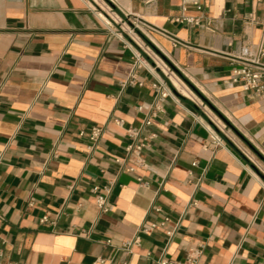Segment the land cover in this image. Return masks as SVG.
Returning <instances> with one entry per match:
<instances>
[{
	"label": "crops",
	"instance_id": "0c3cea01",
	"mask_svg": "<svg viewBox=\"0 0 264 264\" xmlns=\"http://www.w3.org/2000/svg\"><path fill=\"white\" fill-rule=\"evenodd\" d=\"M95 1L0 0V264H158L196 247L198 264H264V107L224 83L264 36V0H193L204 10L184 14L212 31L177 21L183 0H103L124 27ZM130 75L141 85L122 87ZM154 84L173 93L161 112ZM95 126L92 145L80 133ZM129 127L149 137L134 173ZM109 185L101 213L92 189ZM165 216L179 222L172 237L174 223L138 232Z\"/></svg>",
	"mask_w": 264,
	"mask_h": 264
},
{
	"label": "built area",
	"instance_id": "2783aa9c",
	"mask_svg": "<svg viewBox=\"0 0 264 264\" xmlns=\"http://www.w3.org/2000/svg\"><path fill=\"white\" fill-rule=\"evenodd\" d=\"M256 1L262 2L263 0H256ZM97 2L103 5L107 15L115 23L122 25V27L127 26V23H125L115 14L113 8L109 4H107L103 0H96L95 3ZM192 3L196 6V8L199 11L204 10L202 5L198 4L197 2H194L193 0H183L181 7L182 14L177 19V21L181 23L195 25L197 27L212 31L211 22L209 20L205 18H192L184 14L188 10V6ZM155 57L161 60L157 55H155ZM237 62L239 66L231 71L230 77L226 81H224L225 85H227L228 87H239L247 95L248 98L261 102L264 107V36L258 45H256L250 50H244ZM163 64H164V70L169 75L170 80L172 76L178 77L176 73L171 70L170 67H168L164 62ZM127 85L136 86V85H141V83H138L135 80L134 75H130L128 79L122 83V87H125ZM153 88L157 92V97L153 104V109L155 111L161 112L162 105L165 99L173 95V93L171 92L170 89L163 87L161 84H154ZM173 88L176 90L174 85ZM138 110L142 111L143 107L142 106L138 107ZM115 122L117 125L121 127H125V123L122 120H116ZM150 125H151V121L148 120L144 123V128ZM142 133H143V128H136V127L126 128V134L132 139V141L127 145L125 151L128 158L133 163L131 167L125 169L127 173H134L136 172L137 169H143L146 167V162L144 160L143 154H144V150L147 147L149 137L142 136ZM101 135H102V128L97 126L93 127L89 133H84V132L80 133V136L87 137V139L90 141L92 145L98 142V140L101 138ZM212 140H213V144L216 147L222 145L221 139L217 135H213ZM116 162L120 163L119 160H117ZM138 182L140 183V185L144 187L147 186V184L142 179H138ZM92 193L94 195L95 205L97 206L98 210L101 213H107L110 210L108 199L112 193V185L105 187L95 186L92 189ZM156 211L160 212V209H156ZM47 221H48V216L43 217L41 220L42 223H45ZM171 223H174V227L171 230H168L166 232V235L168 237H172L179 227V222H173V220L169 216L163 217V219L160 222L153 223L150 226L144 227L141 225L138 229V232L146 235H150L152 231H155L158 228H165L167 225ZM139 242H140V238L134 237L133 239H130L122 243L121 250L126 255L131 254L133 248L139 245ZM202 254H203V248L196 247V248H192L189 251V253L187 254L186 258L183 261H173V260H168L166 258H162L160 259L158 264H198ZM1 256L2 253L0 251V257ZM104 263L105 260L102 258H99L96 261V264H104ZM118 264H129V262L127 260H121Z\"/></svg>",
	"mask_w": 264,
	"mask_h": 264
},
{
	"label": "rangeland",
	"instance_id": "374dc122",
	"mask_svg": "<svg viewBox=\"0 0 264 264\" xmlns=\"http://www.w3.org/2000/svg\"><path fill=\"white\" fill-rule=\"evenodd\" d=\"M126 28V27H125ZM155 54V53H154ZM156 55V54H155ZM158 55V54H157ZM159 56V55H158ZM155 57V56H154ZM160 57V56H159ZM161 60L168 66L170 67L165 61L164 59H162V57H160ZM155 59V58H154ZM157 59L155 61H157L158 63H161L162 61ZM163 68V67H162ZM172 70V69H171ZM173 71V70H172ZM178 77L179 75L176 74ZM178 77L176 76H172V81L173 80H178ZM180 78V77H179ZM181 79V78H180ZM181 81L185 84V86L189 89V91L191 92V98H194V99H199L201 102L204 103L203 105V108H205V110L207 111V113L209 114V116L212 118V120L216 123V125H218L219 127H222L225 126V123L218 117V115L210 109V107L181 79Z\"/></svg>",
	"mask_w": 264,
	"mask_h": 264
},
{
	"label": "trees",
	"instance_id": "16d2710c",
	"mask_svg": "<svg viewBox=\"0 0 264 264\" xmlns=\"http://www.w3.org/2000/svg\"><path fill=\"white\" fill-rule=\"evenodd\" d=\"M139 35L147 42L151 45V43L141 34L139 33ZM152 46V45H151ZM179 77L209 106L213 109V111L218 115V116H221L223 118V120L225 121V123L233 128L231 126V124L214 108L212 107V105L207 101V99L187 80L185 79L180 73H178ZM236 131V130H235ZM237 134L242 138V140L247 144L249 145L255 152L256 150L250 145V143L244 138L242 137L238 132Z\"/></svg>",
	"mask_w": 264,
	"mask_h": 264
},
{
	"label": "water",
	"instance_id": "95a60500",
	"mask_svg": "<svg viewBox=\"0 0 264 264\" xmlns=\"http://www.w3.org/2000/svg\"><path fill=\"white\" fill-rule=\"evenodd\" d=\"M175 91H176V90H175ZM176 92H177V91H176ZM212 107H213V106H212ZM210 109L213 110L211 107H210ZM219 118H220L223 122H225L221 116H219Z\"/></svg>",
	"mask_w": 264,
	"mask_h": 264
},
{
	"label": "bare ground",
	"instance_id": "6f19581e",
	"mask_svg": "<svg viewBox=\"0 0 264 264\" xmlns=\"http://www.w3.org/2000/svg\"><path fill=\"white\" fill-rule=\"evenodd\" d=\"M176 85H177L178 87H180V85H179V83H178V82H176Z\"/></svg>",
	"mask_w": 264,
	"mask_h": 264
}]
</instances>
